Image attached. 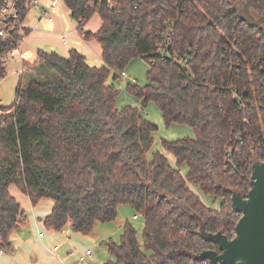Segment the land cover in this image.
<instances>
[{"label": "trees", "instance_id": "trees-1", "mask_svg": "<svg viewBox=\"0 0 264 264\" xmlns=\"http://www.w3.org/2000/svg\"><path fill=\"white\" fill-rule=\"evenodd\" d=\"M63 1L81 35L101 44L104 64L90 66L75 49L68 57L39 51L32 66L54 75L20 82L15 103L0 105V246L10 249L13 230L28 223L10 192L16 185L34 205L54 202L44 219L50 230L70 223L89 235L129 204L144 218L143 244L127 222L121 242H108L114 258L104 264H209L196 255L219 246L201 237L194 216L209 233L232 238L240 219L233 193L246 196L253 164L264 162V23L251 27L233 0ZM241 1L264 17V0ZM96 13L101 28L85 30ZM169 21V52L186 65L156 47ZM135 58L150 65L147 84H128L127 92L142 108L157 105L167 127L194 130V138L161 141L177 168L161 151L149 157L158 125L140 108L117 104L120 73ZM190 184L221 199L220 208L205 204Z\"/></svg>", "mask_w": 264, "mask_h": 264}, {"label": "crops", "instance_id": "crops-1", "mask_svg": "<svg viewBox=\"0 0 264 264\" xmlns=\"http://www.w3.org/2000/svg\"><path fill=\"white\" fill-rule=\"evenodd\" d=\"M41 2V6L34 9V14H30L28 17L31 10L25 19L28 34L18 51L20 58L15 63L17 66L13 67L10 72L21 73L22 78L27 68L36 62L39 51L56 52L63 57H68L73 49L83 54L90 66L101 67L104 64L101 44L97 40H87L81 35L79 21L73 18L66 4L63 2L54 10H50L47 7L50 0H42ZM44 9L49 10L53 22H48L43 12ZM91 21L92 18L84 24V29L97 32L102 25L101 17L97 23L93 21L94 23L91 24ZM133 67L130 69L131 74H135ZM149 69L150 66H148ZM109 83H111V76ZM117 104L120 107L127 105L124 104V100L117 101ZM138 104L139 106L135 107L140 109H146L150 106L149 104L146 108H142L141 100L138 101ZM155 117L158 119L159 115L156 116L155 113ZM152 150L149 157L155 152ZM157 151L162 152V149ZM171 165L177 168L176 163H171ZM188 171L184 174H187ZM10 192L27 211L28 223L13 230L10 235L12 244L10 249L0 246V264H85L87 259L92 257L93 250L89 248L91 234L82 235L73 231L70 223L61 231L50 230L45 227L44 219L54 207V202L51 199H42L34 205L30 198L16 185L10 186ZM85 245L88 247L85 248ZM89 249L92 251V255L82 259Z\"/></svg>", "mask_w": 264, "mask_h": 264}, {"label": "rangeland", "instance_id": "rangeland-1", "mask_svg": "<svg viewBox=\"0 0 264 264\" xmlns=\"http://www.w3.org/2000/svg\"><path fill=\"white\" fill-rule=\"evenodd\" d=\"M34 11L35 10L33 9L29 13L28 17L30 16V14L33 15ZM93 21H95L96 23L100 21V17L98 14H94L92 16V21L90 23L93 24ZM19 58L20 57L17 56L15 60L9 59L5 63L6 76H0V105L11 106L15 103L17 99V88L20 82L26 85L31 78L50 79L54 75L52 74V72L48 73V71L44 72L42 70H40V73H38L36 68L31 65L27 68V71H25L23 77L21 78V73L16 74L10 72L13 67L17 66V64L15 63L19 61ZM148 66H150L149 63L143 58H135L132 62H130V65L127 66L128 68H125V71L128 75L124 77L121 76L120 80L117 82L118 87L121 89L120 96L118 97L119 100H117L118 102L120 100H124V104L139 106V99L130 95L127 92L126 88L128 84H139L142 86L144 84H147ZM131 67L134 68L135 74H131ZM115 73L116 71H113L111 73V82L113 81V75ZM141 112V114L146 119L159 126L158 132L154 134L155 144L153 146L152 151L162 149V152L167 156L169 161L175 164V156L172 153L163 150V148L161 147L162 139H167L171 141L182 139L185 137L194 138V130L188 125L183 124H174L169 128L166 127L162 116L163 113L154 103H150V106H148V108L146 109H141ZM155 113L156 116L159 115L158 119L155 117ZM150 155L151 154L149 153V156ZM180 169L183 173H186L188 171L187 164H183ZM190 186L197 194L200 195L205 204L214 209L220 208L222 201L221 199L216 200L213 196L206 195L197 184H190ZM127 222H130L134 226V228L137 229L138 239L140 243L143 244L144 218L141 215H137L135 210L129 204H123L119 207L118 216L114 221L96 224L94 230L90 235L91 243L89 245V248L93 250V255L91 258L87 259L85 264H104L107 260L113 259L114 257L108 251V242H121L123 230ZM84 247L87 248L88 246L85 245Z\"/></svg>", "mask_w": 264, "mask_h": 264}, {"label": "water", "instance_id": "water-1", "mask_svg": "<svg viewBox=\"0 0 264 264\" xmlns=\"http://www.w3.org/2000/svg\"><path fill=\"white\" fill-rule=\"evenodd\" d=\"M233 3L238 15L251 27L264 23V17H256L248 5L241 1ZM72 15V13H71ZM232 207L240 215L235 227V236L229 238L221 232L209 233L199 216L200 235L205 241L218 244L217 250H204L196 255L209 264H264V162L256 161L252 166L250 190L246 196L235 191Z\"/></svg>", "mask_w": 264, "mask_h": 264}, {"label": "built area", "instance_id": "built-area-1", "mask_svg": "<svg viewBox=\"0 0 264 264\" xmlns=\"http://www.w3.org/2000/svg\"><path fill=\"white\" fill-rule=\"evenodd\" d=\"M63 2V0H50L47 7L50 10H54ZM41 3V0H25L24 2L23 0H0V60L4 65L7 60H15L18 56L21 44L28 34L25 19L28 13L33 9L39 8ZM26 12L27 15L25 16ZM43 12L48 22H53V17L50 16L49 10L44 9ZM174 27L173 21L165 23L164 30L159 34L160 39L156 47L160 53L166 54L179 62L180 65H184V60H179L169 52L172 36L175 32ZM120 75L124 77L127 76V73L124 70ZM91 255L92 251L89 249L82 259Z\"/></svg>", "mask_w": 264, "mask_h": 264}]
</instances>
